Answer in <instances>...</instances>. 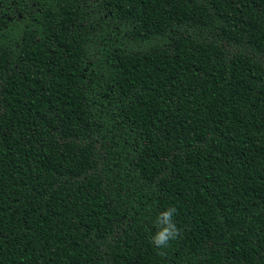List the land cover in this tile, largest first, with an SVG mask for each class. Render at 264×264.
Returning <instances> with one entry per match:
<instances>
[{
	"label": "trees",
	"instance_id": "16d2710c",
	"mask_svg": "<svg viewBox=\"0 0 264 264\" xmlns=\"http://www.w3.org/2000/svg\"><path fill=\"white\" fill-rule=\"evenodd\" d=\"M0 264H264V0H0Z\"/></svg>",
	"mask_w": 264,
	"mask_h": 264
},
{
	"label": "clouds",
	"instance_id": "9594fccd",
	"mask_svg": "<svg viewBox=\"0 0 264 264\" xmlns=\"http://www.w3.org/2000/svg\"><path fill=\"white\" fill-rule=\"evenodd\" d=\"M175 211L174 207H170L157 217L155 223L158 231L151 238V242L155 247H166L171 241L177 239L179 230L172 219Z\"/></svg>",
	"mask_w": 264,
	"mask_h": 264
}]
</instances>
